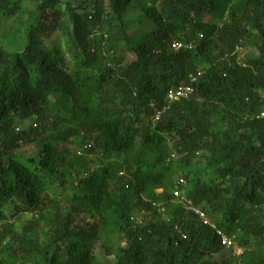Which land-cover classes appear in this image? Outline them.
Here are the masks:
<instances>
[{
	"label": "trees",
	"instance_id": "obj_1",
	"mask_svg": "<svg viewBox=\"0 0 264 264\" xmlns=\"http://www.w3.org/2000/svg\"><path fill=\"white\" fill-rule=\"evenodd\" d=\"M262 112L264 0H0V264H264Z\"/></svg>",
	"mask_w": 264,
	"mask_h": 264
},
{
	"label": "clouds",
	"instance_id": "obj_2",
	"mask_svg": "<svg viewBox=\"0 0 264 264\" xmlns=\"http://www.w3.org/2000/svg\"><path fill=\"white\" fill-rule=\"evenodd\" d=\"M210 20H211V19H210ZM215 22H216V21H215ZM215 22H214V23H215ZM217 23H219V22H217ZM181 47H183V46H182V44H179V43H173V44L171 45V49H172L173 51H177V50H179ZM188 47H189L188 45H185V49H188ZM236 51L241 52L240 48H236ZM189 79H191L192 81H195V80H196V78H194V76H190ZM192 93H193V88H192L191 85H184V86L180 87L179 89H178V88H170V89L168 90V92H167V99H168L169 103H177V102H180V101H182V100H187L189 97H191ZM260 114H264V113L262 112V113L257 114V115L255 116V118H256V119H264V117H263V118L259 117ZM120 175H123V173L120 174ZM178 183L181 184V185H184V182H183L181 179L178 181ZM158 192H160V191H158ZM175 193H177L178 195L176 196ZM173 195H174V202H177V203L182 204V206H183V208H184L185 210L188 209V208H186V207H190V208H192V209L198 211L200 214L203 215V219H202L198 214H195V213L191 210V211L193 212V214L196 215V216L198 217V220H199L202 224L208 225V226H210L212 229H215V230H216L215 225H214V224H213V223H212V222L206 217V215H205L202 211H199V210L193 208V207L190 205V202H189L188 200H186V198H185V196H184V194H183V190H182V191H179L178 189L175 188V189H174V194H173ZM153 206H155V205H153ZM155 208H159V211H160L159 213H163V212H164V208H162V207H156V206H155ZM188 210H190V209H188ZM142 215H143V216H142ZM144 215H145L144 210L141 209V211L139 210L138 212H136V214L133 215V218L135 219L136 223L141 224ZM139 218H140V219H139ZM138 219H139V221H138ZM203 220H205L207 223H204ZM217 231H218V230H216V233H217ZM218 232H219V231H218ZM217 235L220 236V239H221V235H222V234H221V235L217 234ZM222 236H224V235H222ZM224 237H225V236H224ZM226 238H227V237H226ZM220 243H221V242H220ZM234 246H235V243H234L233 246H231V247H226V248H232V247H234ZM224 247H225V246H224ZM239 251H240V250H238V252H239ZM238 252H237V254H238ZM239 254H240V253H239Z\"/></svg>",
	"mask_w": 264,
	"mask_h": 264
},
{
	"label": "rangeland",
	"instance_id": "obj_3",
	"mask_svg": "<svg viewBox=\"0 0 264 264\" xmlns=\"http://www.w3.org/2000/svg\"><path fill=\"white\" fill-rule=\"evenodd\" d=\"M210 22H214V19H211V21ZM30 121H28V120H24V121H22L21 123H19V125L18 126H20V128H21V126H23V128H27V127H29V125H30ZM25 149V148H24ZM26 150L27 151H31L32 150V147L31 146H27L26 147ZM97 152H98V150L96 149L95 151H94V154H97ZM94 154H92V156L94 155ZM75 184H74V187H76V185H77V182H74ZM187 185V184H186ZM143 216V215H142ZM30 218V216H28V217H24V219H20V217H16L15 219H14V221H15V223H12V222H8L7 224H6V226L8 227V226H10V225H13L14 226V228H13V230L14 231H18V232H20V229H21V226L25 223V221L26 220H28ZM140 219V218H139ZM139 219H138V221H139ZM100 247H99V245H97V244H94V255L97 257V259H98V261L100 262V264H117V262L114 260V258L113 257H109V256H105L104 255V252L102 251V250H100L99 249ZM240 253V251L238 252V254Z\"/></svg>",
	"mask_w": 264,
	"mask_h": 264
},
{
	"label": "built area",
	"instance_id": "obj_4",
	"mask_svg": "<svg viewBox=\"0 0 264 264\" xmlns=\"http://www.w3.org/2000/svg\"><path fill=\"white\" fill-rule=\"evenodd\" d=\"M259 117L263 118V117H264V114H260ZM175 195L177 196L178 194L175 193ZM186 208L192 210L195 214H198V215L203 219V215L200 214L198 211H196V210H194V209H192V208H190V207H186ZM203 222H204V223H207L205 220H203ZM217 234L221 235V233L218 232V231H217ZM221 245H222V246H225V247H231V246L234 245V242H233L231 239L226 238V237H224V236L221 235Z\"/></svg>",
	"mask_w": 264,
	"mask_h": 264
}]
</instances>
